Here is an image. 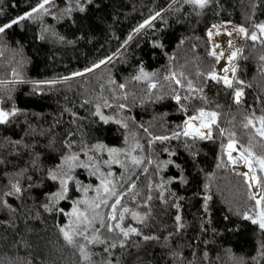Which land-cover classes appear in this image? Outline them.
I'll return each mask as SVG.
<instances>
[{"label": "trees", "instance_id": "trees-1", "mask_svg": "<svg viewBox=\"0 0 264 264\" xmlns=\"http://www.w3.org/2000/svg\"><path fill=\"white\" fill-rule=\"evenodd\" d=\"M39 2L0 0V24L23 15ZM170 4L173 10H169ZM84 6L86 11L81 13L76 9V0H54L47 6L48 14L34 15L0 35V100L3 101L0 107L8 110L15 106L20 110L10 124L0 125V144H3L0 156L7 161L0 165V189L7 185V173L28 166L31 156L23 148L24 144H34V150L42 154L45 167H52L58 162L59 153L49 151L45 146L55 138L59 148V142L69 131L79 129L89 143L99 142L121 149L139 141L144 145V151L137 150L135 154L144 155L153 163L149 165L145 161L142 165L147 167V174L135 169L138 178L133 179L137 189L147 192L149 180L154 185L161 179L174 180L166 184L164 191L168 204L159 200L151 202L152 218L146 222L147 227L131 221L145 234L159 239L145 242L133 237L138 241L137 245L116 250L119 264H264V232L235 215L237 211L251 208L254 202L247 200V185L235 174L239 172L233 170L224 152L227 132L221 136L214 126L212 140H197L194 147L188 149L184 146V137L156 141L149 147V134L143 130L148 128L154 136H171L173 131L182 129L188 115L196 108L204 107L220 114L218 124L221 128L236 133L238 149L240 144H248L249 136L254 133L252 129L243 128L244 117L252 113L257 117L264 114V60H261L264 46L251 40L239 44L243 52L238 59L236 76L244 82L236 85L244 93L239 105L234 103L231 89L207 79L206 75L197 76V72L206 74L216 66L215 58L208 54L211 49L207 28L226 19L235 26L254 30L253 22H264V0H219L200 16L191 6L181 2L172 4V0H93V4ZM68 8L73 10L69 13L65 11ZM157 11L161 16L151 20L139 33H134ZM129 35H132L131 40ZM157 44L162 47L155 46ZM108 57L112 59L107 60ZM102 59L107 63L83 76L73 77V73L83 72ZM141 66L146 72L156 74L151 78V83L157 84L155 89L149 88L148 81L132 79L139 74ZM171 72L177 76L183 72L196 86H202L206 101L182 100L188 109L187 113L182 112L172 99V88H176L181 96L187 93L173 82L164 80ZM66 76L72 78L65 80ZM110 80L115 83H109ZM183 83L187 81L183 80ZM119 84H125V88L119 89ZM124 94H127V100L114 99ZM157 96L163 99L157 100ZM101 97L112 104L109 108L101 107V111L127 123V129L111 121L104 124L93 114L97 104L103 105ZM120 103L126 107L120 109ZM126 136L128 145L124 143ZM72 139L79 140V135ZM9 140L21 142L18 152L7 143ZM253 142L254 151L264 154V148L260 147L264 141L255 137ZM187 143L193 144L191 140ZM169 152L176 154L170 156ZM81 159L86 158L81 155ZM167 160L174 163L157 172L156 164ZM114 170L117 179L121 175L127 179L125 170L120 167H114ZM29 174L33 173L30 171ZM77 174L86 184L98 183L84 170L78 169ZM181 176L186 183L180 182ZM55 189V184L45 182L43 187L31 190L30 195L25 193L21 199L7 198L18 212L15 214L16 227L8 228L6 222L11 214L7 210L0 211V236L7 237L0 240V264H24L25 261L31 264H85L78 250L67 245L59 232L58 226L66 224L67 217L45 212L41 207L45 202L43 193ZM153 194L157 193L154 191ZM69 195L78 199L81 194L73 191ZM205 195L212 197L208 202L209 214L203 211ZM178 197H183L178 201L179 210L171 206ZM58 207L69 211L71 203L61 201ZM139 211L145 209L141 207ZM177 214L186 225L178 234ZM202 223L206 232L201 231ZM21 236L28 247L19 243ZM94 250L100 251L99 246ZM173 252L180 253V257L174 258Z\"/></svg>", "mask_w": 264, "mask_h": 264}, {"label": "snow or ice", "instance_id": "snow-or-ice-1", "mask_svg": "<svg viewBox=\"0 0 264 264\" xmlns=\"http://www.w3.org/2000/svg\"><path fill=\"white\" fill-rule=\"evenodd\" d=\"M181 2L192 7L197 16L203 14V12L210 8L214 3H218L219 0H172V4ZM54 3V0H40L36 7H33L30 11L20 15L19 17L13 18L8 22L0 24V35L5 34L6 30L11 29L14 25L20 24L21 21L32 19L35 13L48 14V9L46 5ZM84 4L91 5L93 0H76V9L83 13L86 11ZM73 9L68 8L65 11L71 12ZM169 10H173L171 4L169 5ZM178 10V9H177ZM161 16V12L157 11L150 19L145 20L141 23L135 30L134 33H139V31L146 25L151 23V20L156 19V17ZM39 18V17H37ZM225 25L213 24L211 29L208 30L207 36L209 40L213 37V30H215L216 35H220V29L224 28ZM252 29L249 30L245 26H234L232 31H226L224 34L228 37H232L233 33L244 40H251L254 43L258 42L264 46V22H253ZM43 39V36H41ZM63 40V37H60ZM129 40L132 39V35H129ZM183 43V41H181ZM157 47H162V45L157 44ZM220 45L217 43L214 45L212 50L209 51V55L214 57L218 63L220 59L224 56L223 52L217 53L216 49ZM234 47L233 40H228V48L232 49ZM243 52L242 48L236 47L234 51H231L227 57L228 63L231 66V77H229V67H224L222 72L224 75H219L215 69L203 74L199 71L197 76L206 75L207 79L215 81L216 83H222L226 89H231L233 91L234 103L239 105L241 103V97L244 95L242 88L236 87V85H243L242 80L237 79L236 72L237 66L232 62L238 58ZM108 57L107 60H111ZM107 60H100L98 63L94 64L92 67L85 69L83 72L73 73V76H83L86 72H92L95 68H99L102 64L107 63ZM261 60H264V56H261ZM155 73H148L141 66L139 69V74L135 75L132 79L135 81H148L149 88L155 89L157 87L156 83H151V78L155 76ZM72 77H64L65 80H69ZM187 83H183V80ZM165 81H171L175 85L180 86V88L185 89V95L181 94L172 88V99L175 100L176 104L180 106L182 112L187 113V106L181 103L182 100L190 101L192 99L205 100L206 97L203 96V87L196 86L191 79H188L183 72L177 76L175 72H171L169 75L164 76ZM50 84L54 82H49ZM109 83H115V81H109ZM119 89H124L125 84H119ZM103 100V105L97 104L95 106L94 115L99 118V121L104 124H108L110 121L119 124L122 128L127 129L128 124L119 119H113L111 116L105 115L101 111V107L109 108L112 104L109 101L101 97ZM114 99L127 100V94L121 95L119 97H114ZM157 100L163 99L162 96H157ZM0 103H3L0 100ZM88 103V101H85ZM120 109L126 107L125 104L120 103L118 105ZM20 110L15 106L8 110L0 107V125H8L11 123L12 118L18 116ZM219 113L216 111L206 110L204 107L196 108L193 114L188 115L183 123V127L179 131H173L171 136L168 135H152L149 133L148 128H143L145 133L149 134V147L156 141L164 142L172 139L179 140L181 137L185 138V148L192 149L194 143L197 140H212L213 139V127L219 131L221 136H224L227 132V155L229 163L233 166L237 165L239 162L243 163V166L247 168L246 172L235 173L237 176L242 177L243 182L247 185V200L254 202L252 207L246 211H237L235 215L241 216L244 220L250 221L251 224L258 226L261 232H264V154H257L254 151V138L259 137L261 141H264V114L260 116H255L252 113L249 116L244 117L243 128L252 129L254 135H250L248 139V144L245 146L243 144L239 145L240 155L239 158H233L232 153L237 151L238 141L236 139V133L228 131L221 128L218 124ZM258 125V126H257ZM143 127V125H141ZM79 135V140H74L72 137ZM134 138V133L131 134ZM66 138L59 142V148H57V142L55 138H51L49 143L45 146L49 151H58L59 155L57 158V163L52 167H45L44 161L42 160V154L39 151L34 150L35 145L24 144L23 148L30 152L31 159L29 160L28 166L20 168L19 171L7 173L8 182L5 188L0 189V211L7 210L11 215L9 220L6 222L8 228H14L16 213L18 209L13 207L12 204L8 202V197H16L21 199L25 196V193H29L31 190L43 187L45 182H51L56 185L55 191L45 192V202L41 205L43 210L48 213L56 212L60 215L67 217V223L60 225L59 232L62 234L64 241L67 245L76 248L79 252L80 257L83 259L85 264H119V260L115 256L117 249L121 251L125 249H130L134 245L138 244V241L133 240V237L142 238L143 241L148 242L152 240H158L159 237L151 234H145L142 228L133 226L131 223H125L129 218L135 224L147 227V221L152 218V207L151 202L153 200H159L164 204H168L169 201L164 196V191L166 190V184L173 182L174 178H169L167 181L161 179L159 184L154 185L151 180L147 184V192L142 193L141 190L137 189L135 179L136 177L135 169H140L141 173L147 174V167H142V165L147 161V164L151 165L153 163L152 159L135 154L137 150L140 153L144 151V145L140 144L139 141H135L128 148L121 149L115 147H108L103 143H89L84 139L85 134L77 131H69L65 134ZM191 140L192 145L188 144L187 141ZM9 145L14 146L17 150L21 147L20 141H7ZM124 143L129 144V138L126 136ZM3 147V144H0ZM260 147L264 148V144ZM165 151H168L165 149ZM107 153V159H103V154ZM175 152H169L170 156H174ZM83 155L86 159H81ZM193 155L195 153L193 152ZM123 156L124 159H120ZM7 161L0 156V165H5ZM174 161L167 160L156 164L157 172L161 171L163 167L169 164H173ZM117 164L121 168H124L125 174H127V179L124 175H121L117 179V174L114 173L112 165ZM131 166V168L129 167ZM179 167V165H177ZM107 169L104 171L103 169ZM81 169L87 172L90 177H94L97 184L85 183L79 178L77 170ZM33 174H29V172ZM34 175L36 178L34 179ZM138 178V177H136ZM180 182L186 183L187 181L180 177ZM257 188L256 192H253V187ZM208 185H205L207 188ZM77 192L81 194L79 199H72L70 197V192ZM154 191L157 193L154 195ZM94 193V195L89 196V193ZM175 196V193H171ZM127 197V201L125 198ZM183 197L176 198L171 206L176 207L178 210L180 208L179 200ZM212 199L210 195H205L203 197L204 205L203 211L205 214H209L208 202ZM61 201H70L71 210L66 211L64 208L58 207ZM129 204L135 205V207H130ZM143 207L144 212L139 211ZM30 212L31 210L28 209ZM38 216L39 213L37 212ZM227 220L228 217L226 216ZM176 221V231L177 234L180 230L186 227L183 224L182 218L179 214L175 216ZM26 231H30L26 229ZM201 231H207L203 223L201 224ZM171 235V234H170ZM7 239L6 236H0V240ZM13 243H17L13 241ZM19 243L23 246L28 247V243L23 236L20 237ZM99 246L100 251H95L94 248ZM264 247V244H262ZM180 253L173 252L172 256L174 258H179ZM207 257V253L204 254ZM98 257V259H97ZM24 264H31L30 261H25ZM191 264V262H189Z\"/></svg>", "mask_w": 264, "mask_h": 264}, {"label": "rangeland", "instance_id": "rangeland-1", "mask_svg": "<svg viewBox=\"0 0 264 264\" xmlns=\"http://www.w3.org/2000/svg\"><path fill=\"white\" fill-rule=\"evenodd\" d=\"M48 5H46V8L48 9V11H49V8L47 7ZM37 14H39V15H42L43 13L41 12V13H35L34 15H37ZM214 24H217V25H220V24H223V25H225V27L224 28H229L231 31H232V29H233V27L235 26V25H233L232 23H230L228 20H220V21H217V22H215ZM213 25V24H212ZM212 25H211V27H212ZM224 28H221V29H224ZM208 29L209 28H207V32H208ZM225 30H228V29H225ZM229 30V31H230ZM213 32H214V34L213 35H215V30H213ZM233 37H234V41H233V44H234V47L232 48V49H229L228 48V43H226L225 44V38L224 39H222V38H215L214 36L212 37V38H214L215 40H217V43L220 45V47L219 48H217L216 49V51H217V53H219V52H221L222 50H226V52H228V55L230 54V52L231 51H234L235 50V48L236 47H240L239 46V44L240 43H242V42H244L245 40L243 39V38H241L240 36H238L236 33H233ZM208 40H209V38H208ZM211 43V44H210ZM209 45H210V49L212 50V48L214 47V41L211 39V40H209ZM239 57H240V55L238 56V58H237V64H236V66L238 67V59H239ZM217 63V62H216ZM215 69V68H214ZM85 74H87V73H85ZM73 77H77V76H73ZM47 82V81H46ZM49 82V81H48ZM8 83H12V82H8ZM1 84V83H0ZM187 119V118H186ZM184 123V122H183ZM182 127H183V125H182ZM227 145V144H226ZM123 149H125V148H123ZM238 149V148H237ZM239 150V149H238ZM224 152H225V154H226V156H227V158H228V155H227V153H226V148L224 147ZM134 155H135V153H134ZM108 157H107V153L105 152L104 153V159H107ZM236 159H238V157H235ZM120 159H124V157L123 156H121L120 157ZM229 160V159H228ZM231 164V163H230ZM236 166H243V163L242 162H239ZM114 167H120L119 165H117V164H113L112 165V171L115 173V170H114ZM231 167L233 168V170H235L236 172H244V171H242L241 169H236V168H234V166L231 164ZM121 168V167H120ZM122 170H124V168H121ZM105 171H107V169L105 168ZM254 191L256 192L257 191V188H254ZM91 195H94V193H89V196H91ZM80 197H81V195H80ZM79 197V198H80ZM78 198V199H79ZM71 210V209H70ZM69 210V211H70ZM125 223H131V219L129 218L128 220H126V222Z\"/></svg>", "mask_w": 264, "mask_h": 264}, {"label": "bare ground", "instance_id": "bare-ground-1", "mask_svg": "<svg viewBox=\"0 0 264 264\" xmlns=\"http://www.w3.org/2000/svg\"><path fill=\"white\" fill-rule=\"evenodd\" d=\"M226 31H229V30H225V29H221L220 30V35H213L215 38H222V39H224L225 38V44L226 43H228V40L229 39H232L233 41L235 40L234 39V37L232 36V37H228L227 35H225L224 33L226 32ZM212 40L214 41V44H217V40H215L214 38H212ZM221 52H223L224 53V56L220 59V61L218 62V63H216V66H215V71L219 74V75H224V73L222 72V69L224 68V67H229V73H228V75H229V77H231V66L229 65V63H228V60H227V57H228V52H226V50L224 49V50H222ZM233 64H237V59L236 60H234L233 62H232ZM86 73H88V72H86ZM78 77V76H77ZM226 153H227V150H226ZM239 155H240V151L237 149V151H234L233 153H232V156H233V158H235V157H238L239 158ZM234 168H236V169H241L242 171H244V172H246L247 171V168H245L244 166H234Z\"/></svg>", "mask_w": 264, "mask_h": 264}]
</instances>
